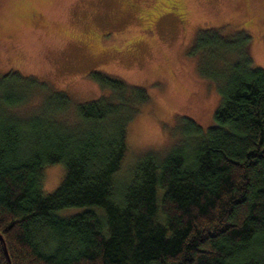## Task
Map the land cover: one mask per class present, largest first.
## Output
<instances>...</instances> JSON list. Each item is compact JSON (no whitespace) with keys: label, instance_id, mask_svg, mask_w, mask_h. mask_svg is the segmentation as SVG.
<instances>
[{"label":"trees","instance_id":"obj_1","mask_svg":"<svg viewBox=\"0 0 264 264\" xmlns=\"http://www.w3.org/2000/svg\"><path fill=\"white\" fill-rule=\"evenodd\" d=\"M251 44L245 30L199 32L191 51L220 94L213 124L183 117L179 140L121 179L144 87L93 73L108 94L78 102L1 76L0 264H264V68ZM56 164L63 178L45 194Z\"/></svg>","mask_w":264,"mask_h":264},{"label":"rangeland","instance_id":"obj_2","mask_svg":"<svg viewBox=\"0 0 264 264\" xmlns=\"http://www.w3.org/2000/svg\"><path fill=\"white\" fill-rule=\"evenodd\" d=\"M209 28L247 31L254 66L264 68V0H0V77L34 76L78 102L108 94L93 73L144 87L150 102L130 122L121 179L140 157L165 154L181 137L183 117L213 124L218 87L191 51ZM63 174L61 164L44 168L45 194Z\"/></svg>","mask_w":264,"mask_h":264}]
</instances>
